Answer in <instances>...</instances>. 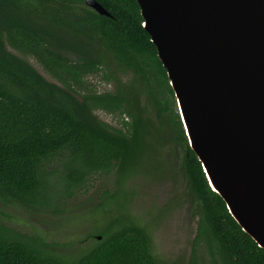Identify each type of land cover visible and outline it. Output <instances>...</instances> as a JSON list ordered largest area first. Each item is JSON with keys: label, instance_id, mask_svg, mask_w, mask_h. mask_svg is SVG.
<instances>
[{"label": "trees", "instance_id": "1", "mask_svg": "<svg viewBox=\"0 0 264 264\" xmlns=\"http://www.w3.org/2000/svg\"><path fill=\"white\" fill-rule=\"evenodd\" d=\"M97 1L111 16L85 0H0V199L27 207L48 202L56 160L70 187L98 172L115 171L123 181L169 144L181 154L198 214L190 264H201V252L207 264H264V248L211 189L189 144L138 1ZM91 76L113 89L98 91ZM98 110L117 116L120 126ZM122 216L73 257L0 222V264H158L145 228Z\"/></svg>", "mask_w": 264, "mask_h": 264}, {"label": "water", "instance_id": "2", "mask_svg": "<svg viewBox=\"0 0 264 264\" xmlns=\"http://www.w3.org/2000/svg\"><path fill=\"white\" fill-rule=\"evenodd\" d=\"M137 1L211 189L264 248V0Z\"/></svg>", "mask_w": 264, "mask_h": 264}, {"label": "rangeland", "instance_id": "3", "mask_svg": "<svg viewBox=\"0 0 264 264\" xmlns=\"http://www.w3.org/2000/svg\"><path fill=\"white\" fill-rule=\"evenodd\" d=\"M27 59L55 81L34 58ZM88 80L100 92L113 89L99 77ZM96 114L120 126L117 116L101 110ZM173 147L167 144L161 155L147 158L123 181L115 171L98 172L77 188L68 185L63 161L56 160L49 172L50 200L27 207L0 199V222L21 234L40 236L54 245L55 253L73 257L94 243L95 232L109 219L128 215L149 234L158 264H190L198 214L181 171V154ZM200 258L207 264L205 252Z\"/></svg>", "mask_w": 264, "mask_h": 264}, {"label": "flooded vegetation", "instance_id": "4", "mask_svg": "<svg viewBox=\"0 0 264 264\" xmlns=\"http://www.w3.org/2000/svg\"><path fill=\"white\" fill-rule=\"evenodd\" d=\"M99 238H100V236H99Z\"/></svg>", "mask_w": 264, "mask_h": 264}]
</instances>
